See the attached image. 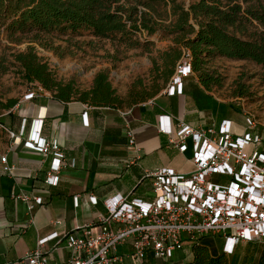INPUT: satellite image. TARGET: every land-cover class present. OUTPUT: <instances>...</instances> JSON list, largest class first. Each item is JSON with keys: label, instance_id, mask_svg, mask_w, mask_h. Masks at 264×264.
I'll return each instance as SVG.
<instances>
[{"label": "crops", "instance_id": "obj_1", "mask_svg": "<svg viewBox=\"0 0 264 264\" xmlns=\"http://www.w3.org/2000/svg\"><path fill=\"white\" fill-rule=\"evenodd\" d=\"M29 85L12 107L0 112V264H16L25 251L35 246L38 237L51 231L63 233L95 222L106 214L103 201L115 194L150 199L151 178H143L147 171L170 167L189 172L190 149L180 153L169 142L171 135L160 132V115L170 116L173 132L177 119L192 126L230 120L234 134L244 129L245 116L240 109L214 97L194 72L183 78L181 93L167 94L165 85L154 98L122 108L92 106L73 99L61 101L37 83ZM28 91H33L34 96L25 99ZM240 116L243 123L237 121ZM165 122L166 118L161 124ZM125 127L132 130L140 149V158L130 164L133 153L128 149ZM29 131L39 132L60 146L68 164L59 172L56 185L44 183L51 155L24 145ZM2 156L14 167L11 175L2 170ZM19 189L43 199L34 208L32 223L27 221L25 203L11 197ZM250 243L253 242L237 245ZM217 249L223 250L220 237ZM183 250L184 247L175 251L169 259L154 258L147 252L142 264H181L183 256H191ZM132 252L130 240L117 247L124 264H136ZM68 256L69 251L59 247L51 251L49 262L64 264Z\"/></svg>", "mask_w": 264, "mask_h": 264}, {"label": "built area", "instance_id": "obj_2", "mask_svg": "<svg viewBox=\"0 0 264 264\" xmlns=\"http://www.w3.org/2000/svg\"><path fill=\"white\" fill-rule=\"evenodd\" d=\"M191 73L186 54L176 64L164 91L181 93L183 78ZM33 96V91L24 94L25 99ZM171 124L169 115L159 116V130L171 135L169 142L182 154L190 149L189 172L170 167L145 172L143 178H151L150 199L121 194L106 198L105 215L71 231L54 230L38 237L16 264H50L51 251L59 247L69 251L64 264H124L117 247L129 240L136 264L143 263L147 252L154 258L169 259L186 242L206 235L222 238L226 254L240 242L264 244V141L255 118L245 116L241 134L231 131L230 120L192 126L177 119L174 132ZM124 133L133 153L130 164L140 158V149L129 127ZM24 145L51 155L44 183L56 185L59 172L68 164L58 143L29 131ZM1 161L3 172L11 175L14 167L7 164L6 156ZM69 163L74 165L73 160ZM11 197L25 203L27 221L32 223L34 208L42 203V197L23 189L12 192Z\"/></svg>", "mask_w": 264, "mask_h": 264}, {"label": "trees", "instance_id": "obj_3", "mask_svg": "<svg viewBox=\"0 0 264 264\" xmlns=\"http://www.w3.org/2000/svg\"><path fill=\"white\" fill-rule=\"evenodd\" d=\"M81 31L127 46L140 44L138 33L156 34L168 40L169 45L160 52V64L153 61L156 78L151 84L146 87L134 83L125 97L115 93L104 71H98L90 88L83 90L73 81L56 80L48 65L32 49L15 53L13 64L18 66L27 83H37L55 99L116 108L154 98L186 54L192 71L208 91L221 85V77L208 67L216 57L249 60L264 67V0H196L188 6L176 0H0V35L12 38L26 33ZM0 71H6L1 60ZM233 93L245 95L240 86ZM16 102L17 98H8L0 108L9 109ZM261 129L257 126L258 132ZM202 238L183 245V253L191 256H183L181 264L239 262L236 259L239 245L230 254L222 249L212 253L201 242ZM250 256L252 260L247 264L264 263L259 253L251 252Z\"/></svg>", "mask_w": 264, "mask_h": 264}, {"label": "rangeland", "instance_id": "obj_4", "mask_svg": "<svg viewBox=\"0 0 264 264\" xmlns=\"http://www.w3.org/2000/svg\"><path fill=\"white\" fill-rule=\"evenodd\" d=\"M176 1L188 6L196 0ZM136 37L140 44L127 46L116 40L95 37L87 31L70 34L26 33L12 38L2 33L0 60L6 71H0V105L8 98H19L31 87L22 77L18 66L13 64L15 53L29 49L48 65L56 80L73 81L82 90L90 88L98 71L106 72L112 88L120 97H125L134 83L147 87L156 78L153 61L157 60L160 64V52L167 48L169 41L156 34L148 36L138 33ZM208 67L221 77V85L210 90L212 95L239 108L243 116L254 117L257 126L264 130V67L249 60L226 57L212 59ZM238 86L245 92L242 97L234 96L233 92ZM237 121L243 123V117L240 116ZM262 135L264 138V132ZM203 241L214 252L218 251V236L204 237ZM259 244L261 243L253 242L248 246H237L236 259L239 258V262L235 264H242L243 260L244 264L251 262V252L259 253L264 262V244Z\"/></svg>", "mask_w": 264, "mask_h": 264}]
</instances>
